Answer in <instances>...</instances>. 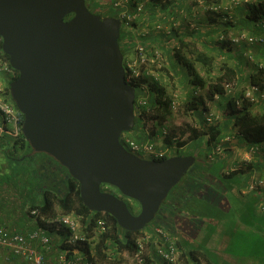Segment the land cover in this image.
Returning a JSON list of instances; mask_svg holds the SVG:
<instances>
[{
  "label": "trees",
  "instance_id": "16d2710c",
  "mask_svg": "<svg viewBox=\"0 0 264 264\" xmlns=\"http://www.w3.org/2000/svg\"><path fill=\"white\" fill-rule=\"evenodd\" d=\"M112 1L85 0V3L93 14L102 18L114 17L121 21L118 44L124 57L126 79L128 76L126 63L132 62L138 53L147 54L159 49L165 59V49L170 47L172 50L176 49L174 57L186 69L191 90L194 92L199 88L206 91L205 95H194L192 92L185 101V110L187 112L200 110L197 114L201 119H198L200 124L191 129L186 140L178 142V146H183L187 141L202 139L198 150L183 155L194 156L195 163L169 191L153 220L144 230L152 233L154 228H159L168 232L169 237L175 239L181 252L182 264H209L207 252L199 246V243L205 235V226L213 221L216 222L223 214L222 205H227L225 197L228 187L223 182L224 179L235 181L237 172H230L227 175L220 173L215 176L211 172V164H208L207 158H213L216 145L224 143V146L227 144L225 138L230 136L243 148L249 145H264V0H189L186 6L197 7L200 4L202 7L203 14L199 21L208 23V26L212 24V31L206 29V33L213 39V54L192 49L185 57L180 56L182 50L177 49L176 45L181 49L190 45L191 30L188 27L184 28L183 37L175 26L176 19L168 20L167 27L164 18L160 19L156 15L158 4L164 2L169 5L172 3L170 0H142L143 14L128 25H125L120 16V9L112 7ZM177 1L173 2L177 3ZM101 10L103 13L100 15ZM128 12L134 14L133 3L129 4ZM71 17L72 15L67 16L66 20ZM175 41L178 44H172ZM236 44L244 45L249 54L235 48ZM129 51H133V58L126 56L125 53ZM244 58L246 60L250 58L251 64L245 66ZM0 59L11 70V74H3L8 80L4 90V100L16 109L9 95V84L17 78L18 73L10 67L8 57L2 52L1 40ZM197 66L202 67V73ZM141 77L143 79L135 78L131 83L129 82L136 90H140L142 83L150 79L143 73ZM169 77L171 80L170 75ZM244 82H248L246 88H256V93L253 95L255 98H244L243 89L235 92ZM158 85H160L159 81H153L151 92L154 93V97L152 99L149 96L147 103V108L153 113L150 120L154 125L163 122L171 113L164 92V89L171 85L162 84L161 88L157 87ZM137 100L138 96H135V106ZM210 104L216 107L217 112L213 114L218 118L207 124L205 113L209 110ZM20 116L23 119L21 114ZM7 139V145L11 144L12 151L22 152L14 157L16 161H21L23 165L26 161L31 162L30 168H24L23 175L31 181L30 184L33 183L34 189L40 193L43 200L41 204L25 208L24 216L32 219L36 223L35 227L46 229L44 235L48 238V246L53 250V254L68 250L70 260L86 259L93 261V264H119L121 255L125 252L134 256L138 249L135 243L136 236L141 235L142 231L124 230L111 215L88 210L80 198L79 183L50 156L44 153H40V156L32 154L22 132L16 138ZM165 159L167 157L154 161ZM34 209L36 213L31 214V210ZM129 210L136 214L130 206ZM68 215L79 217L82 225L79 233L87 238L84 244H69L72 235L70 229L63 228L59 232L53 227L52 221L61 220ZM98 218H102L107 225L106 231L101 234L95 229V221ZM28 233L23 232L25 235ZM33 243L36 250L44 252L39 239ZM149 249L150 254L145 257L143 264H164L157 257L154 244L151 243ZM52 256L47 255V258Z\"/></svg>",
  "mask_w": 264,
  "mask_h": 264
},
{
  "label": "water",
  "instance_id": "95a60500",
  "mask_svg": "<svg viewBox=\"0 0 264 264\" xmlns=\"http://www.w3.org/2000/svg\"><path fill=\"white\" fill-rule=\"evenodd\" d=\"M120 27L118 18L90 12L85 0H0L1 50L18 73L9 95L32 154L64 167L88 210L136 232L153 220L195 157L143 159L120 143L135 117ZM102 186L135 201L138 213Z\"/></svg>",
  "mask_w": 264,
  "mask_h": 264
},
{
  "label": "built area",
  "instance_id": "2783aa9c",
  "mask_svg": "<svg viewBox=\"0 0 264 264\" xmlns=\"http://www.w3.org/2000/svg\"><path fill=\"white\" fill-rule=\"evenodd\" d=\"M130 3H133L135 6L134 14L128 12ZM143 3L144 1L142 0H113L112 7L114 9H120V16L123 18L125 25H128L133 19L138 18L139 15L141 16L143 14ZM249 41H252V39H249ZM164 61L165 59L162 51L154 49L152 53H138L132 62L126 63L128 76L126 79L125 75V80L130 86H132L130 84L132 82L131 80L135 78L143 79V77H141L142 73L150 78L142 83L140 90H136V88L132 86L136 91L135 96H138L136 106L134 105V126L136 119L145 123V133H143L142 136H145L148 140L143 143L130 136L135 132H139L136 130H142L138 126L135 130L133 127L131 131L124 132L120 137V143L129 152L135 155H137L136 153L145 156L148 155L150 160L174 156L179 154L182 148L173 144L175 141L179 140V136L172 134L167 125L168 117L163 122L154 125L153 121L150 120L153 113L147 108L150 96L149 92L153 89V81H159L160 85L157 86L159 88L162 87V84L164 85L165 75L167 76L166 71L164 72ZM1 74L9 75L11 74V70L7 67L6 63L0 59V75ZM4 90L5 88L1 85L0 81V136L5 134L11 138H16L21 132L23 119H21L20 113L13 105L5 102ZM200 93L201 90L199 88L195 89L193 92L194 95H199ZM254 93H256V88L248 87L243 91V96L244 98L250 99L253 97ZM165 97L167 98V103L171 111H176L180 105L178 96L172 94L171 96L169 95ZM253 98H255V96ZM205 115V121L207 124L212 123L218 118L213 113H206ZM156 126L158 128H156ZM226 140H228V138ZM167 141H170L171 144L169 145ZM215 148L217 151H220L221 149L219 145H216ZM259 148L260 147L257 145L250 146L245 153L244 161H249ZM245 188L248 192L264 188V178L261 177L249 181ZM31 211V214L36 213V209ZM95 222V229L98 234L106 231L107 225L102 218H98ZM52 225L55 230L59 232L62 231L63 228L70 229L72 235L70 236L68 243L71 245L76 243L84 244L87 241V238L79 233V230L82 229L79 217L73 215L64 216L61 220L57 219L52 221ZM45 232L46 229L42 230L40 226L35 227L27 235L16 232L15 230L0 228V264H93V261H86V259L70 260V258H68V250H63L62 252L53 254L52 258H47L46 253L50 252L51 249L48 246V238L44 235ZM36 239H39L44 252L35 249L33 242ZM135 243L138 249L134 256H131V260L134 261V264L144 263L145 257L150 254L149 245L151 243L154 244L156 255L160 262L164 264H182L183 260L181 258V252L177 247L175 239L170 238L169 233L162 229L154 228L152 233L149 231L147 232V230H142L141 235L136 238ZM122 255L128 258V253L125 252Z\"/></svg>",
  "mask_w": 264,
  "mask_h": 264
},
{
  "label": "crops",
  "instance_id": "0c3cea01",
  "mask_svg": "<svg viewBox=\"0 0 264 264\" xmlns=\"http://www.w3.org/2000/svg\"><path fill=\"white\" fill-rule=\"evenodd\" d=\"M170 1L172 3L169 5L162 2L156 7L157 17L160 19L164 18L166 26L169 22L168 20L172 21L176 19L177 22L175 26L178 28L179 34L183 37V33H185L183 29L188 27L186 26L187 23L190 24L194 22L195 25L198 24L199 27L201 26V29H198V26L195 27V29H190L188 27L189 30H191L189 34L191 44L187 47H182V49L176 45L177 49L182 50L180 56L185 57L192 49L196 48H198L199 51L213 54V39L206 33V29H209L211 32V28L213 27L212 24L210 27L208 23L199 21L203 14L201 5L199 4L197 7H188L186 4L189 0H178L177 3H174V0ZM163 4L164 6H162ZM173 12L174 14H172ZM190 13H192L191 16ZM238 19L237 17L236 20ZM149 34L150 33H148L147 36H149ZM172 44L178 43L175 41ZM175 52L176 49L172 50L170 47L165 49L166 58L164 67L167 72L166 74H168V77L169 75L171 76V83L175 84V86H180L181 89L187 86V89H189V78L188 83H186L182 72L184 66L175 59ZM0 81H2L1 83L5 87L8 80L1 74ZM164 83L166 82L164 81ZM8 137L10 136L5 134L0 136V228L8 227L16 232L28 233L30 230L34 229L36 223L28 217L25 218L24 215L26 214L24 209L29 208L30 205L41 204L43 198L40 193L34 189L33 183L30 184L31 181L26 178L27 176L23 175L24 165L21 161H16V158H14L22 152L20 150H11V144L7 145ZM147 140L145 136H142L140 142H146ZM237 145H239L241 151H245L246 148H243L241 144L237 142ZM262 146L257 151V154H253L255 156H252L249 164H247L249 172L246 173L245 176H237L235 181L229 179H224L223 181L228 187L227 196L225 197L227 205H222L223 214H221L216 222L213 221V223L205 226V235L199 243V246L207 252L209 264H213L209 252L212 253L216 245L221 246L222 249L225 250L227 247L232 246L236 242V239L242 238L241 240L245 247L248 248L251 246L253 249L255 246L253 244L257 243L260 237H264V189H261L263 192L257 191L247 194H242L241 192L237 193L238 188L241 186L242 190L250 179L256 177L264 178V145ZM213 171L211 172L215 174V176L222 173L220 170L214 169ZM249 174L250 176L248 177ZM234 198L239 200L238 207L236 205L237 201H235V206L231 205V200ZM231 207L235 208L232 215L228 213ZM236 211H238L237 215ZM230 216L234 217V219ZM261 241L264 242V240ZM47 255H53V250L47 252ZM224 261L230 262L231 258Z\"/></svg>",
  "mask_w": 264,
  "mask_h": 264
},
{
  "label": "rangeland",
  "instance_id": "374dc122",
  "mask_svg": "<svg viewBox=\"0 0 264 264\" xmlns=\"http://www.w3.org/2000/svg\"><path fill=\"white\" fill-rule=\"evenodd\" d=\"M227 12H229V9L227 10ZM103 13V10L100 11V15ZM232 13V11H231ZM197 15V14H196ZM187 22V21H186ZM237 22V21H236ZM188 24V23H187ZM198 24H194V22L188 24V27L190 29H195V27H197ZM211 27V25H210ZM198 29H201V26H198ZM213 28H211L212 30ZM207 37V36H206ZM222 39V38H221ZM240 45V46H239ZM235 48H239L241 52L245 53V54H249L247 48L244 45L241 44H236ZM196 50H199L198 48H196ZM126 56H128L129 58H133V51H129L128 53H125ZM218 54H216L217 56ZM247 56V55H246ZM248 60V61H247ZM247 60L244 58V63L246 64L245 66H247L248 64L250 65V61L251 59L247 58ZM199 68V71L202 73V67L197 66ZM250 69V68H249ZM165 72V69H164ZM182 72L184 74V81L186 83H188V75L186 72V69L183 67ZM3 75V74H2ZM166 83H164V85H171L170 87H167L164 89L165 95L166 96H171L172 94H176L178 96V100L180 102V105L178 106L176 111H171V113L168 116V120H167V125L169 126L171 132L173 135L175 136H180L181 140H186V137L189 136V133L191 132L192 128H195L196 125L200 124L199 122V118L201 119V117H198V114L200 112V110H197L196 112H187L184 108V104L185 101L189 98L190 93L192 94V90L187 89V86L184 87V89L175 86V84L171 83V80L165 75V80ZM248 81V80H246ZM2 82V81H1ZM248 82H244L242 83L240 86H238V88L235 90V92H237L238 90H246V87L248 86L247 84ZM1 85L3 86V84L1 83ZM5 88V87H4ZM163 92V93H164ZM204 90H201L202 95H205ZM150 98L153 99L154 97V93L153 92H149ZM209 110L207 111V113H215L216 111V107L212 106L211 104L208 106ZM219 110V109H218ZM256 111V110H255ZM220 112V110L218 111V113ZM145 123L140 122L138 119L135 120V126H134V130L136 128H138V126L142 129L140 131V129L138 130L139 132H135L132 135H130L133 139L136 140H141L142 139V135L143 133H145ZM156 128H158L156 126ZM230 138V140L227 142V144H225L223 146V144H219L220 146V151L215 150V156L212 158H207L208 160V164H211V170L213 171L215 170H220V172H222L223 174H228V173H232V172H237L236 176H245L246 173L249 172V169L247 167V164H249V161H244V156L245 153H242L243 151H241V148L239 147V145H237L236 139H234L232 136L230 137H226L225 139ZM202 139H200L201 141ZM179 141V140H177ZM200 141H187L186 143H184V147L181 148V152L179 154L181 155H185L188 154L189 152L193 151V150H198V146H199V142ZM181 142V141H179ZM144 143V142H143ZM176 143V141L174 142ZM207 151V150H206ZM35 156H40V153H35ZM137 155H139L141 158L143 159H150V157L148 155H143V154H139L136 153ZM257 154V153H256ZM255 156V155H253ZM237 166H234V165ZM31 166V162L26 161L24 163V168L28 167L30 168ZM234 166V167H233ZM21 167V168H23ZM237 170V171H236ZM214 172V171H213ZM251 173V172H250ZM250 176V174L248 175V177ZM252 181V180H250ZM257 191L259 189H256ZM261 191V190H260ZM241 192V186L238 188L237 193ZM263 192V191H261ZM242 194H247L249 193L248 190H244V192H241ZM132 204H136L135 201L131 200ZM235 201L237 207L239 206V200H237L236 198L231 200V205L235 206ZM135 202V203H134ZM135 206V205H133ZM139 211V208L137 210H135V213L137 214ZM235 211V208L231 207L229 209V214L232 215ZM238 211H236V215H237ZM232 217V216H230ZM232 219H234V217H232ZM143 231H146L143 229ZM148 232V231H147ZM139 236H136V238H138ZM243 237V235H242ZM242 239V238H241ZM241 239H236V242L230 246L227 247L225 250L222 249L221 246L216 245L214 250L210 253V256L212 257L213 260V264H264V242L261 240H264V237H260L259 241L257 243H254L253 245H255L252 249L251 246H249L248 248L245 247L244 243L242 242ZM204 244V242H203ZM253 252V253H252ZM121 263L119 264H134L132 257L130 255H128L127 257H124L123 255H121ZM231 258L230 262L224 261L226 259ZM97 264V263H96ZM109 264V263H108Z\"/></svg>",
  "mask_w": 264,
  "mask_h": 264
},
{
  "label": "flooded vegetation",
  "instance_id": "af4514ba",
  "mask_svg": "<svg viewBox=\"0 0 264 264\" xmlns=\"http://www.w3.org/2000/svg\"><path fill=\"white\" fill-rule=\"evenodd\" d=\"M102 189L105 190V191L113 192L119 198L125 200V202L134 210V212H135V210H137L139 208V205L137 203L136 204H132V201L130 199L125 198L122 195H120L119 192H117V190H115V188L110 187V186H102ZM133 205H135V206H133Z\"/></svg>",
  "mask_w": 264,
  "mask_h": 264
},
{
  "label": "clouds",
  "instance_id": "9594fccd",
  "mask_svg": "<svg viewBox=\"0 0 264 264\" xmlns=\"http://www.w3.org/2000/svg\"><path fill=\"white\" fill-rule=\"evenodd\" d=\"M201 90V89H200ZM206 114V113H205ZM196 127V126H195ZM230 140V138H228V140H225V142H228ZM179 141H182L181 140V138H180V136H179ZM179 141H176V143H173V144H176L177 146H178V142ZM168 142V144L170 145L171 144V142L170 141H167ZM184 146H186V145H183V146H179V147H184ZM250 146H252V145H249L246 149H245V151L243 152V153H246V151L249 149V147ZM260 148H261V146H259ZM259 148V149H260ZM181 152V151H180ZM257 153V152H256ZM255 153V154H256ZM174 156H183V155H181V154H176V155H174ZM190 156V155H189ZM253 156V155H252ZM172 157V156H171ZM169 158V157H168ZM252 158V157H251ZM250 158V159H251ZM247 162V161H246ZM237 171V170H236ZM256 178H261V177H256ZM256 178H252V179H250V180H255ZM246 187V185L244 186V188H242V190H241V192L243 191L244 192V190L246 189L245 188ZM261 189H264V188H260L258 191H260ZM251 192H257V190H254V191H251ZM244 194V193H243ZM142 231V230H141Z\"/></svg>",
  "mask_w": 264,
  "mask_h": 264
}]
</instances>
